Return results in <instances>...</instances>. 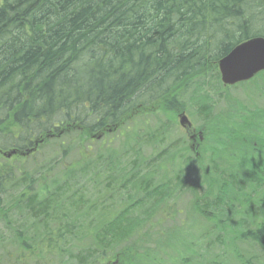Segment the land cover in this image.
Instances as JSON below:
<instances>
[{"label":"trees","instance_id":"1","mask_svg":"<svg viewBox=\"0 0 264 264\" xmlns=\"http://www.w3.org/2000/svg\"><path fill=\"white\" fill-rule=\"evenodd\" d=\"M0 34V264H140L135 240L170 196V167L176 189L199 174L195 209L218 221L226 251L200 264H264V108L243 106L233 130L232 116L208 117L218 60L264 37V0H0ZM252 81L264 97V72ZM190 89L206 121L197 158L185 139L160 149ZM159 111L163 124L135 130ZM254 125L243 171L221 158L213 173L221 134L235 143ZM115 191L132 195L108 202Z\"/></svg>","mask_w":264,"mask_h":264},{"label":"rangeland","instance_id":"2","mask_svg":"<svg viewBox=\"0 0 264 264\" xmlns=\"http://www.w3.org/2000/svg\"><path fill=\"white\" fill-rule=\"evenodd\" d=\"M250 83H253V81ZM250 83L241 84L239 85L240 88H232L231 94L229 96L230 100H226V95L224 94L221 96V94L218 92L219 90H221L220 86L216 85L219 84L218 81H216V79L213 80L211 82L212 86H208V93L210 96L208 107L211 105L212 108L210 113L208 114V117H215L216 115H218V112H221L227 117H233H229L227 120L229 129H233V127L237 128L238 126H243V106H246L248 110H253L255 106H262L264 108V100H262L263 98H258L257 96L253 95L254 93H256V88L253 84L256 83ZM191 93L192 91L190 89V92L187 94L185 93L184 95L183 102L187 107L184 113L187 115L189 121L192 124L191 130H197L206 121L196 115L197 109L194 104L190 103ZM238 109L240 110V113L237 120L236 113ZM149 114L151 113H145L138 119H133L135 122L133 124H135L136 131H146L148 128L153 129L157 124H163L164 121H166V117L161 111L158 112V118ZM252 122L254 123V120ZM166 123L167 122H165V124ZM262 126L264 127V125ZM255 127L256 125H254L252 128H247L246 131L243 128H240L242 140L235 143L231 142V135L228 132L222 133L221 137L225 142V146L222 145L218 147L220 149L225 148V152L222 154L220 152L216 153L217 157L213 158L215 161H213V163H210L209 158L210 156L215 155V153L208 151L207 153L209 156L207 157V161L205 163L207 164V167L211 168L213 173L220 171L221 169L225 168L221 164L222 158L224 161L229 162V165L231 164L237 167L239 170L243 171L244 157L243 153L239 152V147L243 146V151L247 149V145L241 144V142H243V133H258L259 130H256ZM216 130L217 129L212 128L207 130L208 140L213 142L214 145H216L215 141L217 139ZM167 133H169L168 135L170 136V140L164 142L160 149H165L168 145H171L175 141L180 142L185 139L187 140V145L190 147V152L193 151L192 144L188 143L189 136L186 129L180 126L178 115L176 123L174 125H171L167 129ZM199 143L196 144V147L199 145ZM115 144L116 147L120 145L117 142ZM147 152H149V149L147 150ZM191 154L195 158L198 157L194 152H192ZM192 156L190 158L193 161L192 167H194L195 163ZM245 156H247L248 158L247 153L245 154ZM237 163H240V166H237ZM217 167H219V169H217ZM166 169L167 171L163 169L161 171V174L164 175L165 173H167V177L164 180L173 181V189L170 191V196L158 208V215L153 217L149 221V225L151 226L148 233L145 235L142 234L135 240L136 243H133L136 246L135 249L138 253L140 264H173L174 260H179L177 259L179 257L180 260L191 259L194 263L200 264V261H202V263L207 262L206 260L210 258V254H213L214 256L218 253H224V251H226V247L224 245H220V243L216 240V234H218V231L216 227L214 228V226L216 224L215 221L218 222L217 219H214L215 221L213 222L208 220L207 218H204L197 212L193 204L195 197L194 193L196 196L200 194V189L196 190V185L199 181V174L194 171H190L186 175L184 180L186 188L183 187L176 189L174 188L175 182L172 178H174V173L178 170V167L175 168L174 172L172 171L171 167ZM202 174L203 173H201V175ZM238 176L243 177V175ZM81 181L83 183V179ZM191 185H194V193L191 192L188 188ZM84 191L87 194L93 193L94 189L92 188L91 182L85 185ZM260 192L261 191H259V193L257 194H254L253 196H257L256 198L258 199ZM129 195L132 194L128 191H115L110 195L108 202L110 201V199L114 202H123L127 197H129ZM237 205L238 202L235 203L236 207ZM244 212H246L245 207ZM162 215L164 217H162ZM193 251L196 253H193ZM134 262L136 263V261ZM99 264H115V261L114 259L107 258L101 260Z\"/></svg>","mask_w":264,"mask_h":264},{"label":"water","instance_id":"3","mask_svg":"<svg viewBox=\"0 0 264 264\" xmlns=\"http://www.w3.org/2000/svg\"><path fill=\"white\" fill-rule=\"evenodd\" d=\"M221 79L226 85L247 81L264 70V38L253 37L232 49L218 62ZM182 126H190L187 116L180 115Z\"/></svg>","mask_w":264,"mask_h":264},{"label":"flooded vegetation","instance_id":"4","mask_svg":"<svg viewBox=\"0 0 264 264\" xmlns=\"http://www.w3.org/2000/svg\"><path fill=\"white\" fill-rule=\"evenodd\" d=\"M190 134H197V133H196V131H195V130H193V131H191V132H190ZM190 136H192V135H190ZM192 138H193V140H194L195 144H197V139H198V137H196V136H193Z\"/></svg>","mask_w":264,"mask_h":264},{"label":"bare ground","instance_id":"5","mask_svg":"<svg viewBox=\"0 0 264 264\" xmlns=\"http://www.w3.org/2000/svg\"><path fill=\"white\" fill-rule=\"evenodd\" d=\"M1 36H4L3 34H0ZM177 52V51H176Z\"/></svg>","mask_w":264,"mask_h":264}]
</instances>
